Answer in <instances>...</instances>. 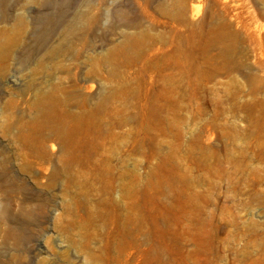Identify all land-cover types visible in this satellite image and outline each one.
Instances as JSON below:
<instances>
[{"label":"rangeland","instance_id":"obj_1","mask_svg":"<svg viewBox=\"0 0 264 264\" xmlns=\"http://www.w3.org/2000/svg\"><path fill=\"white\" fill-rule=\"evenodd\" d=\"M0 264H264V0H0Z\"/></svg>","mask_w":264,"mask_h":264},{"label":"bare ground","instance_id":"obj_2","mask_svg":"<svg viewBox=\"0 0 264 264\" xmlns=\"http://www.w3.org/2000/svg\"><path fill=\"white\" fill-rule=\"evenodd\" d=\"M54 146V145H53Z\"/></svg>","mask_w":264,"mask_h":264}]
</instances>
